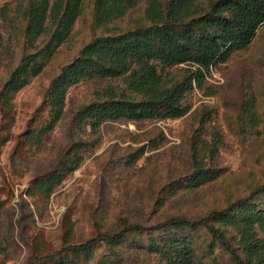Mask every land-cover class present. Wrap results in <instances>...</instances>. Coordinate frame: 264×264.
Listing matches in <instances>:
<instances>
[{
	"label": "rangeland",
	"instance_id": "rangeland-1",
	"mask_svg": "<svg viewBox=\"0 0 264 264\" xmlns=\"http://www.w3.org/2000/svg\"><path fill=\"white\" fill-rule=\"evenodd\" d=\"M158 1L166 7L169 0ZM219 2L198 0L199 14ZM28 3L0 0V89L21 59L48 38L27 42ZM145 7L146 0H138L123 17L100 27L94 0H82L69 37L15 94L12 121L0 105V264H49L40 258H57L68 247L133 224L144 230L128 231L115 247L98 240L84 264H162L147 246L174 237L191 242L193 264H238L202 224L157 227L175 216L198 222L237 205L264 183V24L245 48L203 71L200 84L194 83L182 99L183 116L106 121L93 130L79 121L78 111L94 101L97 90H121L124 84L122 79L85 78L68 85L53 130L39 143L29 138L47 120L46 94L62 68L97 37L150 26ZM190 71V64L173 66L164 79L167 84L181 81ZM72 153L81 156L79 166L47 200L30 193L35 177L55 170ZM201 161L221 173L193 187L189 180ZM256 199L263 202L264 192ZM210 223L223 229L240 252L231 229L214 219Z\"/></svg>",
	"mask_w": 264,
	"mask_h": 264
},
{
	"label": "trees",
	"instance_id": "trees-1",
	"mask_svg": "<svg viewBox=\"0 0 264 264\" xmlns=\"http://www.w3.org/2000/svg\"><path fill=\"white\" fill-rule=\"evenodd\" d=\"M82 0H29L25 37L33 45L37 37L46 35L47 41L38 50L26 54L11 71L0 89V105L5 116L13 120L15 94L38 75L44 59L51 57L69 37L80 14ZM138 0H94V19L106 27L123 17ZM198 0H169L163 7L158 0H146L145 16L150 26L133 33L97 37L82 47L78 56L52 80L46 94L48 117L46 122L29 134L36 143L53 130L61 119L68 85L72 81L98 77L122 79L124 88L114 90L106 86L95 92L93 102L78 111L82 124L97 129L113 120L142 121L147 119L177 118L187 112L182 99L200 84L203 71L225 62L235 51L245 48L264 24V0H220L205 14H199ZM190 64L194 71L181 81L167 84V68ZM138 154L134 155L136 157ZM81 156L72 153L55 170L35 177L30 193L47 200L64 177L80 164ZM221 170L199 163L191 174L189 184L196 187L217 178ZM264 192V183L252 190L237 205L214 211L198 222L183 217H171L157 228L202 224L212 236L225 245L238 264H264V201L256 196ZM253 199L249 202V200ZM259 201L260 203H255ZM214 219L235 236L236 251L224 230L210 223ZM130 230H144L133 224L119 232L99 234L85 243L68 247L57 258L44 256L49 264H84L92 258L98 240L118 246ZM233 237V236H231ZM148 252L159 256L162 264H193V248L184 238L152 240Z\"/></svg>",
	"mask_w": 264,
	"mask_h": 264
}]
</instances>
